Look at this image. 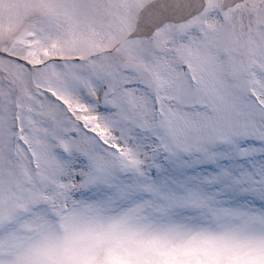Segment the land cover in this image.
I'll return each instance as SVG.
<instances>
[{
  "label": "snow or ice",
  "instance_id": "6c2138e0",
  "mask_svg": "<svg viewBox=\"0 0 264 264\" xmlns=\"http://www.w3.org/2000/svg\"><path fill=\"white\" fill-rule=\"evenodd\" d=\"M0 264H264V0H0Z\"/></svg>",
  "mask_w": 264,
  "mask_h": 264
}]
</instances>
